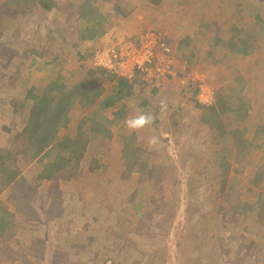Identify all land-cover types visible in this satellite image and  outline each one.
I'll return each instance as SVG.
<instances>
[{
    "label": "rangeland",
    "instance_id": "obj_1",
    "mask_svg": "<svg viewBox=\"0 0 264 264\" xmlns=\"http://www.w3.org/2000/svg\"><path fill=\"white\" fill-rule=\"evenodd\" d=\"M54 1L56 5H51V10L41 12V15L39 10L31 12L28 9L0 21L5 24L0 29V153L21 144L18 133L25 108L13 107L12 101H19L26 89L35 83L37 76L49 74L41 70L46 71L45 62L53 59L58 62L55 58L58 42L54 45L53 39L59 41L61 46L67 45L63 50L69 57L75 54L71 37L77 35L74 27L76 23L73 18L71 21L62 20V4L67 1L73 4L74 0ZM185 1L188 3L181 5V0L172 3L171 0H162L175 6L171 11L167 7L153 11L138 0H112L123 11H127L123 7L132 5H138L143 10H137V17L132 15L121 19L111 29L112 25L101 40L92 44L86 42L79 47L97 48L102 42L121 41L147 29H141L139 20L148 24L149 16L156 23L148 25L152 28L163 27L159 33L174 45L186 29L197 33L201 23L210 19V25L215 26L217 20L228 17V11L223 16L226 9L237 5L242 10L237 23L245 21L246 25L253 26L251 21L264 18V0ZM65 9L66 13L70 10ZM5 11L9 12L8 9ZM233 16L228 18L233 19ZM256 27L259 28V23ZM209 35V31L205 32L206 37ZM209 42L210 40L201 47V40L196 38L198 48L195 47V50L198 54L193 61H198L192 65L179 57L177 68L183 78L162 83L158 96L150 97L151 86H146L141 93L137 88L135 96L129 102L134 115H137L140 112H135L137 105L143 98L148 99L146 112L153 114L154 122L136 132L143 147L148 150V163L152 167L155 165L156 173L152 174V167L145 174L128 173L124 170L119 151V133L122 131L118 125H111L114 136L111 142L105 144V154L101 157V163L106 165L104 170L98 167L90 174L85 161H82L78 176L71 175V170L66 169L65 173L43 179L39 183L35 180L34 168L31 166L34 164L25 165L23 187L16 186L14 191L1 198L3 204L16 208V229L12 233H5V242L13 247L10 252L16 260L5 258L2 254L0 264H157L158 256L163 254L167 257V264L256 263L258 255L264 254V220L257 218L256 213L248 208L242 216L229 215L235 232L221 231L219 226L228 228V209L225 208L228 204L223 199L228 186L219 188L215 182L206 181L198 174V161L204 150L202 146L195 148L193 145L206 128H238L252 132L259 120V125H264V66L258 65L259 71L247 70L250 62L239 63L233 55L210 46ZM258 47L264 51L260 44ZM31 50L36 53H31ZM257 55L262 56L264 61V53ZM48 68L51 70L52 66ZM234 70L239 72L233 80L236 81L238 76L242 78L239 88L253 102L247 114L251 118L250 123H243L242 120L229 122L217 112L208 114L190 105L189 119H178V143L148 144L149 137L155 135L167 138L170 137L168 131L177 129L172 126L176 117L174 112L182 111L179 103L188 93L195 92L196 87L194 84L184 87L183 82L188 79L196 80L197 77L204 81L207 78L217 88L221 87V94L227 97L228 78L231 79ZM56 71V68L52 69L53 74ZM52 77L53 75H49L48 80ZM111 85V81L105 82L106 89ZM207 97V93H204V98ZM91 108L89 106L81 111L77 110L71 116L68 128L61 132L57 141L65 137V134L72 133ZM10 118L14 119V125ZM65 143H69L66 138ZM220 147L221 144L218 145ZM253 161L264 163V148L262 152L254 154ZM253 161L240 177L247 185L246 177L251 173ZM19 164L22 166L23 163ZM263 170L259 166L256 171L261 173ZM242 183L243 181H239L238 185ZM141 185H148L146 190L151 194L152 205L144 204V208L138 211L136 191ZM226 210L227 214L224 213ZM138 212L139 218L136 217ZM128 220L121 228L120 224ZM85 223L90 225L84 228ZM245 231L254 235L248 237ZM117 233L123 235L118 236ZM121 241L127 251L117 252ZM1 242L2 240L0 245ZM4 252L8 256V252ZM16 257H19L18 260ZM108 257L113 258L110 260Z\"/></svg>",
    "mask_w": 264,
    "mask_h": 264
},
{
    "label": "trees",
    "instance_id": "obj_2",
    "mask_svg": "<svg viewBox=\"0 0 264 264\" xmlns=\"http://www.w3.org/2000/svg\"><path fill=\"white\" fill-rule=\"evenodd\" d=\"M174 1L171 0V3ZM73 2L72 4L67 1L66 4H62L64 6L62 20L71 21V18H73L76 23L74 27L77 35L71 37L75 54L69 57L63 50L67 45L61 46L59 41L53 39L54 45L58 42L56 47L58 53L55 55L58 62L54 59L45 62L47 69L46 71L41 70L43 73L49 72V74L45 73L37 76L35 83L26 89L25 94L19 101H12L13 107L20 106L25 109L23 108L22 123L21 126L19 125L21 130L18 133L21 144L18 143V146L14 149L0 153V240H2L0 255L3 254L5 258L10 260L16 259L10 252L13 247L5 242V233H12L16 229V208L9 204H3L1 198L4 194L14 191L16 186L23 187L25 183L23 178L25 165L34 164L31 166L34 168L35 180L39 183L43 179L59 176L62 172L65 173L66 169L71 170V175L78 176L82 161H85L86 169L90 174L94 173L98 167L104 170L106 165L101 163V157L105 154V144L108 141L111 142L114 136L111 125H118L119 130L122 131V133H118L121 146L119 151L124 170L128 173L145 174L147 169L152 167L148 163V150L143 147V143L138 139V131L128 132L123 123L127 117L134 116V109H132L129 102L135 96L137 88L140 93L146 88L147 85L144 79L140 75H136L131 80L111 77L105 71L90 64L96 48L80 49L79 47L86 44V42L101 40L112 25L111 29L117 26L121 19L132 15L137 17V10L142 12L143 9L138 5H132L123 7V9H127V11H123L119 4L115 5L112 0H74ZM138 2L148 6L153 11H159L166 7L171 11L175 6L174 4L169 5L167 2H162V0H138ZM184 2L188 3L181 0L180 4ZM51 5H56V2L54 0H0V21H3L5 17H13L14 14L24 13L28 9L31 12L39 10V15H41V12L50 11ZM65 7L68 10L70 9L68 13L65 12ZM7 9L8 13L5 11ZM226 11H228V17L234 15L233 19L221 18L217 20L215 26L210 25L211 19L205 23H201L196 19L202 24V26H199L200 31L198 32L197 29V33H195L186 29L183 32L184 34L179 37L175 45L177 55L189 65L197 62L198 60L193 61V59L198 54L195 50V47L198 48L195 44L198 37L202 42L201 47L210 40V46L233 55L239 63L250 62L247 70L259 71L258 65L264 66L262 56L257 55V53H264L258 47L260 44L264 49V18L251 21L253 26H248L245 21L236 22L242 15V10L238 5L235 8L226 9L223 16L227 14ZM213 18H216V16H213ZM139 23L142 28H145L150 27L148 24H155L156 21L149 16L148 24L143 23L141 20H139ZM258 23L259 28L256 27ZM67 24L69 25L70 22ZM4 26L5 24L0 22V29ZM153 29L159 33L163 27H153ZM255 30L257 31L254 32ZM207 31L210 35L206 37L205 32ZM159 34L161 36V33ZM161 38L167 39L164 35ZM30 52L36 53L34 50ZM48 66H52V69L56 68V73L53 74L52 69L50 70ZM238 72L234 70L231 79L228 78L227 97L221 94V87H216L213 95L214 100L210 105H205L196 99L198 90L196 81L187 80L184 82L182 84L184 87L196 84L195 92L188 93L184 100L179 103L182 111L174 112L176 117L173 119L174 124L172 126L177 129L168 131L170 137L160 136L158 143L164 145L178 143L180 138L176 135L180 129L178 119H189L190 105L193 108H199L202 112H208V114L217 112L221 117L228 119L229 122L242 120L243 123L244 121L250 123L251 118L247 117V114L252 108L251 103L253 102L250 101L249 97L243 95L239 88L242 78L238 76L235 79L236 81L233 80ZM49 75H53L50 80H48ZM106 81L112 82L109 89L105 87ZM160 91L161 88L152 89L150 97H153V95L158 96ZM142 100L135 109L136 113L138 110L146 112L148 109V99L143 98ZM76 104H78L77 109L75 108ZM89 106H92V108L84 119L75 126L74 131L65 134V137L57 141L61 132L67 129L71 123V116L77 110L81 111L89 108ZM10 119L12 125H14V119ZM259 124L260 120L252 132H246L238 128L232 130L226 127H221L220 130L206 128L200 133L198 141H194L193 147L202 146L204 150L200 153V161H198L200 171L198 174H201L206 181L215 182L219 188L228 186L223 198L225 203L228 204L226 207L224 206L228 209V228L219 226L221 231L235 232L234 227L230 224L229 215L242 216L244 210L246 211L248 208L256 213L257 218L264 220V170L261 173L256 171L259 166L264 169V163L253 161L254 154L262 152L264 148V125H262L263 123ZM6 130L11 132L9 128H6ZM65 138L69 140V143H65ZM220 144L222 147L218 148ZM179 153L182 154L181 149H179ZM251 161H253L250 166L252 170L246 177L247 185L245 180L240 177L249 167L248 164ZM19 163H23L22 166ZM153 166L152 174L156 173V167ZM239 181H243V183L238 185ZM147 187L148 185L146 187L141 185L137 188L138 201L136 209L138 211L144 208V204L146 206L152 205L151 194L149 191L147 192ZM256 206H259V208ZM234 209H236V212H233ZM226 212L227 210L224 213L227 214ZM136 217H140V212ZM128 222L129 220L121 223L120 227L123 228ZM236 223H239V221H236ZM232 224L234 223L232 222ZM89 225L85 223L83 227L87 228ZM207 230L211 232V229L207 228ZM245 232L248 237L254 235L250 231ZM117 234L118 236L123 235V233ZM123 244L121 241L117 252L127 251L126 246L123 247ZM4 250L8 252V256ZM172 257L174 256L172 255ZM16 258L18 260L19 257ZM108 258L112 260L113 257ZM260 258L264 259V254L258 255L256 262ZM167 262L165 254L158 256L157 264H167ZM29 264L35 263L30 262Z\"/></svg>",
    "mask_w": 264,
    "mask_h": 264
},
{
    "label": "built area",
    "instance_id": "obj_3",
    "mask_svg": "<svg viewBox=\"0 0 264 264\" xmlns=\"http://www.w3.org/2000/svg\"><path fill=\"white\" fill-rule=\"evenodd\" d=\"M90 64L115 78L131 80L140 75L151 88L177 78L173 47L148 28L96 49ZM203 85L199 87L198 99L210 105L212 90L205 83ZM204 93H207V98H204ZM254 264H264V259Z\"/></svg>",
    "mask_w": 264,
    "mask_h": 264
},
{
    "label": "clouds",
    "instance_id": "obj_4",
    "mask_svg": "<svg viewBox=\"0 0 264 264\" xmlns=\"http://www.w3.org/2000/svg\"><path fill=\"white\" fill-rule=\"evenodd\" d=\"M151 27V26H150ZM150 27H145V28H148V29H151L152 31H154L156 34H158L159 36H160V34L159 33H157L158 31H156V30H154L153 28H150ZM142 28V27H141ZM137 34V33H136ZM135 35V34H134ZM162 35L163 34H161V36L160 37H162ZM132 36V35H131ZM129 37V36H128ZM128 37H126L125 39H127ZM163 40H165L166 42H168L172 47H173V50H174V67H177V64H178V62H179V55H177V53H176V51H175V45L174 44H171L170 42H169V39H164V38H162ZM116 42V41H115ZM103 46V45H102ZM102 46H99V47H97L96 49H98V48H100V47H102ZM95 49V50H96ZM182 75H177V78L176 79H174V78H172L171 80H177L178 78H183V77H181ZM188 80H191V81H196L197 83H198V85H197V92H196V99L199 101V99H198V95H199V87L200 86H202L204 83L206 84V85H208L210 88H211V90H212V102H213V100H214V98H213V95H214V90L216 89V85L213 83V84H211V82L212 81H210V80H207V78H205V81L204 80H202V79H199L198 77H197V79L196 80H193V79H188ZM178 82V81H177ZM146 83V82H145ZM184 83V82H183ZM182 83V84H183ZM146 85H147V83H146ZM194 85H196V84H194ZM148 86V85H147ZM183 86V85H182ZM204 86V85H203ZM154 88H161V86H158V87H154ZM154 88H152V89H154ZM199 102H201V101H199ZM163 103V102H162ZM202 103V102H201ZM154 122V116H153V114L152 113H150V112H145V111H141L139 114H137V115H134V116H132V117H130V118H126L125 120H124V126L130 131V132H136V131H139V130H142V129H144L145 127H147V126H149V125H151L152 123ZM148 144L149 145H154V144H156V143H158V137L157 136H155V135H153V136H151V137H149L148 138ZM261 259V258H260ZM259 259V260H260ZM258 262V261H257Z\"/></svg>",
    "mask_w": 264,
    "mask_h": 264
},
{
    "label": "bare ground",
    "instance_id": "obj_5",
    "mask_svg": "<svg viewBox=\"0 0 264 264\" xmlns=\"http://www.w3.org/2000/svg\"><path fill=\"white\" fill-rule=\"evenodd\" d=\"M175 71H176V74H177V75H180V71L178 70L177 67H175Z\"/></svg>",
    "mask_w": 264,
    "mask_h": 264
},
{
    "label": "crops",
    "instance_id": "obj_6",
    "mask_svg": "<svg viewBox=\"0 0 264 264\" xmlns=\"http://www.w3.org/2000/svg\"><path fill=\"white\" fill-rule=\"evenodd\" d=\"M93 43V41H91V44ZM108 43H111V42H105V43H101V45L100 46H102V45H106V44H108ZM97 45V44H96Z\"/></svg>",
    "mask_w": 264,
    "mask_h": 264
}]
</instances>
